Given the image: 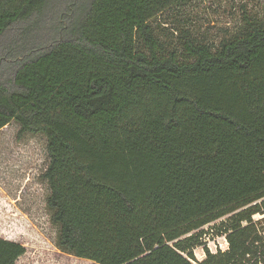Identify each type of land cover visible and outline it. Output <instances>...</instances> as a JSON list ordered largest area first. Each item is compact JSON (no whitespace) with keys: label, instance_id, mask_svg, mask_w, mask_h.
<instances>
[{"label":"trees","instance_id":"trees-1","mask_svg":"<svg viewBox=\"0 0 264 264\" xmlns=\"http://www.w3.org/2000/svg\"><path fill=\"white\" fill-rule=\"evenodd\" d=\"M188 1L0 0V131L45 138L61 253L264 264V14L215 43L159 20ZM24 254L0 238V264Z\"/></svg>","mask_w":264,"mask_h":264},{"label":"rangeland","instance_id":"rangeland-1","mask_svg":"<svg viewBox=\"0 0 264 264\" xmlns=\"http://www.w3.org/2000/svg\"><path fill=\"white\" fill-rule=\"evenodd\" d=\"M243 6L264 14V0H189L173 15L159 20L167 19L168 28L189 29L217 43L236 31ZM18 130L12 121L0 131V238L25 248L16 264H93L56 248V227L46 207L49 189L42 177L48 164L46 140L42 135L18 136ZM253 220H264V216L255 215ZM213 228L205 229L203 244L209 252L226 248L223 235ZM193 255L197 263L203 261V247L195 248Z\"/></svg>","mask_w":264,"mask_h":264},{"label":"built area","instance_id":"built-area-1","mask_svg":"<svg viewBox=\"0 0 264 264\" xmlns=\"http://www.w3.org/2000/svg\"><path fill=\"white\" fill-rule=\"evenodd\" d=\"M210 225H214V224H209V225H207V226H205L203 229L205 230V229H208L209 227H210ZM207 230H205V232H206ZM261 234H262V236H263V238H264V231H262L261 232ZM207 236V232H206V234L203 236V241H204V238ZM223 240H224V242H225V245H226V248H221V246H220V248H219V250H216L217 248L215 247V252H211L210 251V253H212V254H215L217 251H221V252H224L225 250H227L228 249V244H227V242H226V239H225V236H223Z\"/></svg>","mask_w":264,"mask_h":264}]
</instances>
